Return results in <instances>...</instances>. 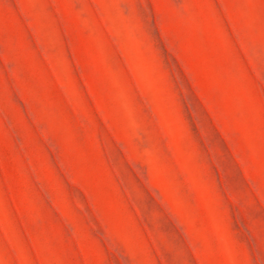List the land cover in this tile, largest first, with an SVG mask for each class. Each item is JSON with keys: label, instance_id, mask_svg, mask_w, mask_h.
I'll use <instances>...</instances> for the list:
<instances>
[{"label": "rangeland", "instance_id": "obj_1", "mask_svg": "<svg viewBox=\"0 0 264 264\" xmlns=\"http://www.w3.org/2000/svg\"><path fill=\"white\" fill-rule=\"evenodd\" d=\"M0 264H264V0H0Z\"/></svg>", "mask_w": 264, "mask_h": 264}]
</instances>
